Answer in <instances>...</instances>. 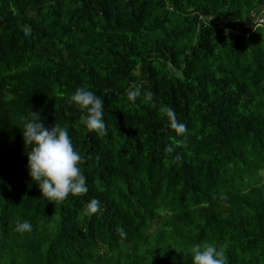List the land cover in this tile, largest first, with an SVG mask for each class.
I'll return each mask as SVG.
<instances>
[{"label": "trees", "instance_id": "trees-1", "mask_svg": "<svg viewBox=\"0 0 264 264\" xmlns=\"http://www.w3.org/2000/svg\"><path fill=\"white\" fill-rule=\"evenodd\" d=\"M262 8L0 0V264H193L205 242L226 264H264ZM77 87L103 99V133L70 102ZM32 111L68 130L86 192L42 196L22 134Z\"/></svg>", "mask_w": 264, "mask_h": 264}, {"label": "clouds", "instance_id": "clouds-1", "mask_svg": "<svg viewBox=\"0 0 264 264\" xmlns=\"http://www.w3.org/2000/svg\"><path fill=\"white\" fill-rule=\"evenodd\" d=\"M28 34V30H24ZM139 89L127 92L130 101L138 96ZM70 102L75 103L84 111L81 117L88 130L103 133L106 129L104 119V101L87 87H77L70 95ZM169 117V125L176 133L187 131L183 122H178L172 108L164 109ZM22 134L25 144H30V151L26 152L28 174L37 182L42 196L48 201H58L66 198L70 193L79 194L87 191L86 177L79 167L82 161L80 153L74 149L71 137L65 127L55 123L52 127H45L38 112L32 111L23 123ZM166 150H171L166 146ZM97 199L92 198L86 205V211L95 213L99 208ZM32 225L28 220L18 221L15 230L18 232L31 231ZM123 232V230H121ZM193 264H226V258L221 249L213 243L195 244L191 248Z\"/></svg>", "mask_w": 264, "mask_h": 264}, {"label": "rangeland", "instance_id": "rangeland-1", "mask_svg": "<svg viewBox=\"0 0 264 264\" xmlns=\"http://www.w3.org/2000/svg\"><path fill=\"white\" fill-rule=\"evenodd\" d=\"M261 12H263L264 14V8L261 9ZM259 14V13H258ZM258 16V15H257ZM229 18L230 20H232L231 16L230 15H225L223 18Z\"/></svg>", "mask_w": 264, "mask_h": 264}]
</instances>
